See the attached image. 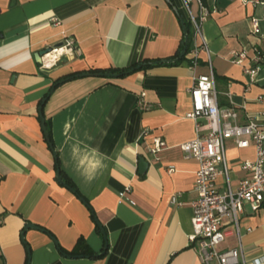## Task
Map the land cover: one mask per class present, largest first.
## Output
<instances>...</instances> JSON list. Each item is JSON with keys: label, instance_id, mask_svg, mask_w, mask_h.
<instances>
[{"label": "crops", "instance_id": "obj_1", "mask_svg": "<svg viewBox=\"0 0 264 264\" xmlns=\"http://www.w3.org/2000/svg\"><path fill=\"white\" fill-rule=\"evenodd\" d=\"M209 12L200 36L191 32L190 50L200 49L196 66L184 61L157 64L110 80L74 77L89 70L126 69L179 57L186 23L181 0H0V264H200L188 244L189 204L196 163L179 146L195 140L187 90L212 69L217 105L238 111V123L264 114V68L254 83L230 58L256 48L264 59V39L250 35L256 19L260 34L264 3L258 0H204ZM195 17V4L190 5ZM70 38L79 57L60 59L40 70L35 56ZM136 66V67H138ZM114 75V74H111ZM52 158L43 139L38 108ZM54 84V85H53ZM204 131L200 133L202 135ZM154 140L165 148L139 175L138 160L151 158ZM230 187L246 177L240 165L252 161V147L225 143ZM68 181L94 214L103 242L80 200L60 186ZM173 169L172 173H168ZM218 179L217 190L223 188ZM128 189V193L119 197ZM175 204L170 199L176 197ZM239 246L246 263L264 257V198L261 210L244 207ZM44 231L25 230V225ZM53 238L55 244L49 239ZM219 250L234 249L237 236ZM82 238L95 258L64 257ZM24 243V244H23ZM69 256V255H67Z\"/></svg>", "mask_w": 264, "mask_h": 264}, {"label": "built area", "instance_id": "obj_2", "mask_svg": "<svg viewBox=\"0 0 264 264\" xmlns=\"http://www.w3.org/2000/svg\"><path fill=\"white\" fill-rule=\"evenodd\" d=\"M187 16V22L192 28L194 37L200 36V25L209 16L201 4V0H181ZM198 8L197 17L190 11V5ZM261 22L264 24V14ZM250 35L259 36L258 20H250ZM47 51L39 59L40 70H51L60 62V59H72L79 57L77 46L70 38H62L56 46L46 48ZM206 47L189 51L190 66H196L198 52ZM44 51V50H43ZM254 56L247 59V53L241 50L240 54H234L230 58L233 65L243 67V73L249 81L254 83L258 72L264 68V59L258 49L253 50ZM208 74H199L192 80L193 86L187 90L190 98V113L186 118L192 120L195 125V140L179 146L184 160H193L198 169L194 173L193 192L195 198L191 200L189 207L191 212V234L188 244L196 253L200 264H248L245 262L242 250L239 246L241 239L239 232V219L243 215L244 207H249L252 214L261 210L264 198V114H258L255 118L246 117L243 124L238 123V111L234 108L220 109L217 105L213 71L208 62ZM204 131L202 135L200 133ZM232 141L238 150L252 147L255 151L253 160L245 161L240 170L247 174L235 188L230 187L228 180V167L225 160V143ZM165 142L154 140L147 149L146 163L157 162L158 154L165 148ZM173 169L167 171L172 173ZM223 180V188L217 190L218 179ZM128 193V189L122 191L119 197ZM176 197L170 199L175 204ZM237 236L238 245L234 249L219 250V247L227 239L229 234ZM249 264H264L262 259L249 262Z\"/></svg>", "mask_w": 264, "mask_h": 264}, {"label": "water", "instance_id": "obj_3", "mask_svg": "<svg viewBox=\"0 0 264 264\" xmlns=\"http://www.w3.org/2000/svg\"><path fill=\"white\" fill-rule=\"evenodd\" d=\"M174 11V13L177 15L176 17L178 18V20H179V23H180V26H181V28L183 29V31H182V34H183V42H184V45H183V47H182V50H181V52H180V54H179V57L178 58H176L175 60H171V61H163V60H160V61H157L156 63H145V64H143V65H141V66H138V67H133V68H130L129 70H127V71H125L124 73H115V75H111V74H107V73H101V74H93V73H84V74H82V75H77L76 77H81V78H83V77H87V76H93V77H98V78H101V77H105V78H107V79H110V80H115V78H119V77H124V76H127V75H129V74H131V73H133V71L135 72V71H138V70H140L141 68H143L144 66H155V65H157V64H171V62H174V61H179L180 59H182L183 57H184V54H185V49H186V45L188 44V41H187V35H186V28H184V22L179 18V15L176 13V11L175 10H173ZM47 51V49H44V51H41V52H39L36 56H35V62H37V63H39L40 64V62H39V59H40V57L45 53ZM67 79H60L57 83H55V85L52 87V88H50L51 90L50 91H48L47 92V94H46V96H45V98L41 101V106H39V108H38V118H40V120H39V124H40V128H41V132H43V139H44V141H45V143H46V145L47 146H49L48 148H49V150H50V152H51V155H52V158L54 159V162L56 163V161H57V159H56V155H55V153H54V151H53V146L50 144V142H49V139H48V135H47V133L48 132H46V129H45V126H44V119L42 118V116H41V108H42V106H44V102L46 101V98L48 97V95H49V93L50 92H52V91H54V87H56L57 85H59L60 83H62L63 81H66ZM147 163L143 160V159H139L138 160V165H137V170H138V174L139 175H143V174H145V172H147ZM55 173H56V175H55V178H56V181H57V183L60 185V186H62V187H65V188H67V190L69 191V193L71 194V195H73V196H75L76 198H77V200H80L81 201V203L84 205V207L87 209V211H89L90 209H89V207L87 206V204L85 203V201L83 200V198H81L79 195L77 196V194L75 193V191L74 190H72V188L71 187H68V185H66L64 182H62L61 181V179H60V173H59V171H58V168H57V166L55 165ZM93 221H94V224H95V226H96V228H98L99 230V234H100V236H101V240H102V242H103V248H102V251H101V253L100 254H98L97 256H100V257H102L103 255H104V253H105V251H106V247H107V241H106V239H105V235H104V232H103V228H101L99 225H98V223L96 222V220L95 219H93ZM35 230V231H37V230H39V231H42L43 233H44V231L43 230H41L40 228H36V227H33V226H30V225H25L24 226V229H23V231H25V230ZM49 237V236H48ZM49 239L55 244V241H54V239L53 238H51V237H49ZM24 244V243H23ZM26 248V253H27V262H26V264H28V261H30V259H29V249H28V247L26 246L25 247ZM64 257H71V256H64ZM81 257H84V256H81ZM81 257H72L73 259H81Z\"/></svg>", "mask_w": 264, "mask_h": 264}, {"label": "trees", "instance_id": "obj_4", "mask_svg": "<svg viewBox=\"0 0 264 264\" xmlns=\"http://www.w3.org/2000/svg\"><path fill=\"white\" fill-rule=\"evenodd\" d=\"M203 1L204 0H201V4H202V6L204 7V3H203ZM259 2H261V3H264V0H258ZM184 28H186V35H187V41H188V44L186 45V49H185V54H184V57L182 58V59H180L178 62H176V63H179V62H182V61H184L185 60V58H186V54L189 52V50H190V47H191V44H192V41H191V32H190V30H191V27L189 26V23L188 22H186V23H184ZM136 66H138V65H131V66H129V68H126V69H122V70H120V69H103V70H101V71H99V70H89L88 71V73H93V74H101V73H107V74H114L115 75V73H124L125 71H127V70H129L130 68H135ZM263 66H264V63H263ZM148 66H144L143 68H141V70H143V69H145V68H147ZM77 75H80V74H78V73H73V75H71V76H69V77H66V78H68V79H73L74 77H76ZM54 85V84H53ZM65 184L66 185H68V187H71V185H70V183H68V181H65ZM89 212V214L91 215V219L93 220V216H94V214H92L91 213V210H89L88 211ZM95 225V224H94ZM95 228H96V226H95ZM96 229H98V228H96ZM99 230V229H98ZM97 230V231H98ZM86 243L84 242V240L82 239V238H80V239H78L77 241H76V245H74V247H73V249L72 250H70V251H66V252H64V251H62L61 249H58V251H59V253L60 254H63L64 256H66V255H69V256H71V257H81V256H86L87 258H95L93 255H92V253L89 251V249L86 247V245H85ZM103 257V256H102ZM102 257H100V258H102Z\"/></svg>", "mask_w": 264, "mask_h": 264}]
</instances>
